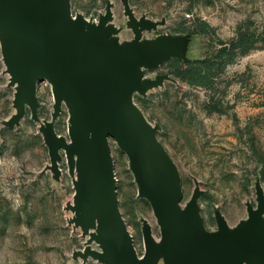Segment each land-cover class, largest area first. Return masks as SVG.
<instances>
[{"label": "rangeland", "instance_id": "374dc122", "mask_svg": "<svg viewBox=\"0 0 264 264\" xmlns=\"http://www.w3.org/2000/svg\"><path fill=\"white\" fill-rule=\"evenodd\" d=\"M71 13L87 24L111 25L108 40L123 46L165 38L174 49L155 66H138L139 82L150 83L132 101L155 129L156 140L181 179L183 206L198 191L195 217L205 235L245 224L249 210L264 208V0H70ZM208 25V32L201 31ZM240 31L258 39L224 66L213 65L208 86L190 85L169 68L172 58L203 59ZM0 27V264H103L84 248L100 251L77 223L76 173L64 149L52 157L48 125L69 141L65 105L54 111L52 87L36 85L37 104L16 103L20 83L5 56ZM119 209L137 254L144 236L159 229L150 201L128 157L109 140ZM264 219V214L262 215ZM229 224V225H228ZM164 258V255L162 256ZM157 264H165L161 259Z\"/></svg>", "mask_w": 264, "mask_h": 264}, {"label": "water", "instance_id": "95a60500", "mask_svg": "<svg viewBox=\"0 0 264 264\" xmlns=\"http://www.w3.org/2000/svg\"><path fill=\"white\" fill-rule=\"evenodd\" d=\"M105 20L87 24L71 13L70 0H0L1 37L5 56L20 83L16 103L34 109L36 85L52 87L54 111L68 110L69 141L48 125L46 140L52 157L64 149L76 173L77 223L100 251L84 248L103 264H264V208L249 210L248 221L205 235L199 219L198 191L181 206V179L173 161L156 140L155 129L132 101L150 83L139 82L138 66H155L174 49L165 38L140 41L142 23H132L135 38L123 46L108 40L115 29ZM104 40H106L104 42ZM126 154L140 189L162 227L163 245L156 246L146 229L145 253L137 254L119 209L109 140Z\"/></svg>", "mask_w": 264, "mask_h": 264}, {"label": "trees", "instance_id": "16d2710c", "mask_svg": "<svg viewBox=\"0 0 264 264\" xmlns=\"http://www.w3.org/2000/svg\"><path fill=\"white\" fill-rule=\"evenodd\" d=\"M201 31L208 32V25L204 23ZM257 39L258 35L255 33L240 31L236 38L232 39L230 42L218 39L219 48L213 56L195 60H185L180 57H174L170 61L169 68L180 79L190 85L208 86L209 80L213 77V65L219 64L224 66L233 59L236 51L247 49V47Z\"/></svg>", "mask_w": 264, "mask_h": 264}, {"label": "bare ground", "instance_id": "6f19581e", "mask_svg": "<svg viewBox=\"0 0 264 264\" xmlns=\"http://www.w3.org/2000/svg\"><path fill=\"white\" fill-rule=\"evenodd\" d=\"M106 40H104V42H105ZM154 212V211H153ZM155 218H156V221H157V225H158V229H159V233H160V235H159V237L157 238V237H155V235L153 234V232L150 230V236L152 237V239L154 240V243H155V245L156 246H161L162 247V245H163V236H162V227H161V224H160V222H159V220H158V218L155 216ZM229 225V224H228ZM228 227V226H227ZM228 229H230L229 227H228ZM164 255V251H163V248H162V250H161V252L158 254V256H157V259H158V262L161 260V259H163L164 260V258L162 257ZM157 262V263H158Z\"/></svg>", "mask_w": 264, "mask_h": 264}]
</instances>
